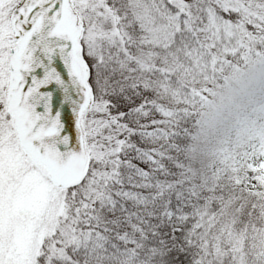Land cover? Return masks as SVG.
Wrapping results in <instances>:
<instances>
[{"label":"snow or ice","instance_id":"6c2138e0","mask_svg":"<svg viewBox=\"0 0 264 264\" xmlns=\"http://www.w3.org/2000/svg\"><path fill=\"white\" fill-rule=\"evenodd\" d=\"M0 264H264V0H0Z\"/></svg>","mask_w":264,"mask_h":264}]
</instances>
